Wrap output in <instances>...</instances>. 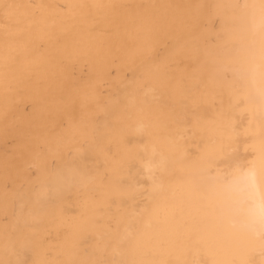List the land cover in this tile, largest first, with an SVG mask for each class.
<instances>
[{"label":"snow or ice","instance_id":"obj_1","mask_svg":"<svg viewBox=\"0 0 264 264\" xmlns=\"http://www.w3.org/2000/svg\"><path fill=\"white\" fill-rule=\"evenodd\" d=\"M6 9L17 7L5 5ZM81 9L98 13L104 21L103 28L88 25L89 39L66 42L67 33L52 34L49 42L57 47V57L46 60L42 72H29L23 78L5 73L4 95L11 99L22 86L33 90L34 111L45 119V131L38 136L27 153L22 169L28 192L25 203L29 213L18 217L19 230H27L28 242L38 249L42 241L38 225L50 205L63 212V202L75 190L82 201L94 195L96 189L107 184L118 190L122 172L129 157L111 153L116 144L128 152L141 166L147 182L149 198L159 196L166 182L176 174L195 177L209 187L223 185L234 192L237 209L248 200L259 201V248L264 252V0L259 8L260 32V116L262 124L258 133L261 146L254 159L248 160L236 149L224 147L225 136L231 143L241 133L237 132L230 118L218 117V123H205L199 107L206 93L213 86L231 85L240 79V72L230 64L221 63L220 57L235 54L229 46L228 36L234 9H247V0L197 4L193 17L183 22L181 30L172 39L165 53H157L161 34L150 9L171 8V5H138L123 3L82 4ZM207 9V16L203 10ZM220 25L214 28L215 21ZM134 25V28H130ZM33 49L36 41L32 42ZM25 53H16L6 59V67L20 64ZM184 58L199 61L198 70H179ZM78 65H88L87 75H77ZM232 70V79L226 72ZM130 70L132 76L127 75ZM112 89V90H109ZM9 104L5 111L7 116ZM102 117V119H101ZM136 120L130 127L128 121ZM199 131L202 144L195 151L187 146L188 132ZM251 129H245L247 135ZM129 135L140 142L129 146ZM95 150L104 157V171H89L82 164L86 151ZM67 154V158L65 155ZM55 161L50 166L49 161ZM240 186L230 179L241 173ZM107 177V178H106ZM5 188L11 177H5ZM80 215L90 225H96L87 204L82 203ZM123 216L115 218L114 225L102 226L101 238L116 234ZM7 228V226H6ZM125 239L120 236L117 244ZM77 247L73 244V254ZM115 250V248H114ZM40 264H86L84 261H41Z\"/></svg>","mask_w":264,"mask_h":264},{"label":"bare ground","instance_id":"obj_2","mask_svg":"<svg viewBox=\"0 0 264 264\" xmlns=\"http://www.w3.org/2000/svg\"><path fill=\"white\" fill-rule=\"evenodd\" d=\"M228 0H0V264H40L41 261L74 259L86 264H264V252L259 248V201L248 200L239 208L237 196L223 185L209 187L195 177L179 173L171 177L165 190L157 197L149 198L147 182L140 164L112 144L111 153L129 157L122 172V184L113 190L107 184L96 189L84 201L75 190L63 202V212L50 205L38 225L42 244L38 249L28 242V232H21L18 217L23 219L30 211L25 203L28 185L22 174L27 153L38 136L46 130L45 119L34 111L33 90L22 86L15 97L6 100L4 95L5 73L23 78L24 74L42 72L46 60L57 57V47L49 42L56 33H67L66 42L89 39L88 25L104 27L98 13L94 19L92 10L79 5L123 3L138 5H171L149 10L161 34L157 53L163 55L172 39L181 30L183 22L196 12L195 5H211ZM236 2V0H232ZM243 3L244 0H239ZM247 9H234V17L228 36L229 46L235 54L220 57L221 63L230 64L240 72V79L231 87L213 86L208 90L199 107L205 123H218V117L233 120L241 133L231 143L225 136V149L234 148L246 159L255 158L261 146L258 135L262 124L260 116V0H247ZM17 7L6 9L5 5ZM208 10H203L207 16ZM219 27L220 21H217ZM134 28V25H130ZM36 41L33 49L32 42ZM22 63L6 67V59L16 53H25ZM200 67L195 58H184L179 70L192 72ZM88 65H78L76 74L87 75ZM129 77L130 70H126ZM232 79V70L226 72ZM112 90V89H109ZM11 104L7 116L5 111ZM102 119V117H101ZM137 121L128 125L135 127ZM245 129H251L244 135ZM129 146L140 142L129 135ZM202 144V134L188 132L187 146L195 151ZM67 158V154L65 155ZM81 164L89 171H104V157L95 150L85 152ZM55 166V161H49ZM14 180L5 188V177ZM107 178V177H106ZM230 179L240 186L241 173ZM82 203L87 204L89 214L96 218L90 225L80 215ZM123 216L119 229L110 238H101L102 226L114 225L115 218ZM7 226V228H6ZM120 236L125 239L117 244ZM77 249L73 254V244ZM115 248V250H114Z\"/></svg>","mask_w":264,"mask_h":264},{"label":"rangeland","instance_id":"obj_3","mask_svg":"<svg viewBox=\"0 0 264 264\" xmlns=\"http://www.w3.org/2000/svg\"><path fill=\"white\" fill-rule=\"evenodd\" d=\"M217 21H218V20H216V21H215V24L213 25L214 28H218V26H217V24H218Z\"/></svg>","mask_w":264,"mask_h":264},{"label":"clouds","instance_id":"obj_4","mask_svg":"<svg viewBox=\"0 0 264 264\" xmlns=\"http://www.w3.org/2000/svg\"><path fill=\"white\" fill-rule=\"evenodd\" d=\"M260 2H261V0H260Z\"/></svg>","mask_w":264,"mask_h":264}]
</instances>
